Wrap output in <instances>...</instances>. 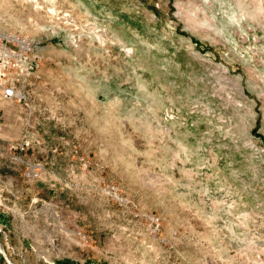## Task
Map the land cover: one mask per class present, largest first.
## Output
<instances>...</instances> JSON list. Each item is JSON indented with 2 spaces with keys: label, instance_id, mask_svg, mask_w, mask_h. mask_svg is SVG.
I'll use <instances>...</instances> for the list:
<instances>
[{
  "label": "rangeland",
  "instance_id": "374dc122",
  "mask_svg": "<svg viewBox=\"0 0 264 264\" xmlns=\"http://www.w3.org/2000/svg\"><path fill=\"white\" fill-rule=\"evenodd\" d=\"M0 264H264V0H0Z\"/></svg>",
  "mask_w": 264,
  "mask_h": 264
},
{
  "label": "built area",
  "instance_id": "2783aa9c",
  "mask_svg": "<svg viewBox=\"0 0 264 264\" xmlns=\"http://www.w3.org/2000/svg\"><path fill=\"white\" fill-rule=\"evenodd\" d=\"M12 94H13V91L10 90V89H8L7 91H5V97H10V96H12Z\"/></svg>",
  "mask_w": 264,
  "mask_h": 264
},
{
  "label": "crops",
  "instance_id": "0c3cea01",
  "mask_svg": "<svg viewBox=\"0 0 264 264\" xmlns=\"http://www.w3.org/2000/svg\"><path fill=\"white\" fill-rule=\"evenodd\" d=\"M6 109H8V108H6Z\"/></svg>",
  "mask_w": 264,
  "mask_h": 264
}]
</instances>
